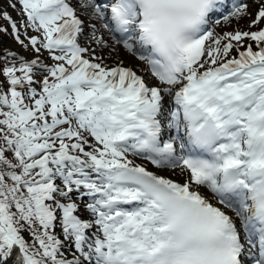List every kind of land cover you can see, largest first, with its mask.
<instances>
[{
	"label": "snow or ice",
	"instance_id": "obj_1",
	"mask_svg": "<svg viewBox=\"0 0 264 264\" xmlns=\"http://www.w3.org/2000/svg\"><path fill=\"white\" fill-rule=\"evenodd\" d=\"M17 4L0 18L33 56L0 59V264H264V0Z\"/></svg>",
	"mask_w": 264,
	"mask_h": 264
},
{
	"label": "rangeland",
	"instance_id": "obj_2",
	"mask_svg": "<svg viewBox=\"0 0 264 264\" xmlns=\"http://www.w3.org/2000/svg\"><path fill=\"white\" fill-rule=\"evenodd\" d=\"M249 2L251 3V0H249ZM3 11H7L12 18H17L19 20L23 19L22 15H21V12H20L19 4H17L15 9L11 8V7H9V0H8V9H7L6 6L2 3V1H0V12H3ZM249 11L252 12V13H254L256 11V8H255L254 4L249 9ZM249 21H250V18L249 17H245V18L241 19L238 24L235 23V22H233L232 24H223L222 23L221 25L216 27V30L218 32L234 31L237 28H239L240 30H255V29H249L248 28ZM262 26H264V25H262ZM0 28H7V31H0V59L3 58V56H4V54L6 52H12V53H16L17 55H24V56H27V57L33 56V53L31 51L26 50L19 42L16 41V39L14 38V36L12 34L10 25L3 18H0ZM33 34H35V33L32 30H29L27 32V35H33ZM81 40L83 41L84 44L88 43L87 39L82 38ZM25 42H26V40H25ZM97 51H98V54H99L100 50L98 49ZM103 54L107 58L106 62L109 63V64H114V63H116L119 60H123L125 64L134 63L132 58L129 57L123 51L119 52V54L112 53V55L110 57L108 56V52L107 51H104ZM43 59L46 62H49V63L51 62L48 59L47 52L44 53ZM137 162H140V161H137ZM152 167L153 166H151V168ZM160 171H162V172L166 171V172H168V175H170L172 177L180 178L182 176L180 174L179 170L173 171L171 169H160L159 172ZM162 172H160V173H162ZM203 190H206V189H203ZM209 195H211V193H209ZM25 237H26V239L28 238L27 237V233H25Z\"/></svg>",
	"mask_w": 264,
	"mask_h": 264
},
{
	"label": "bare ground",
	"instance_id": "obj_3",
	"mask_svg": "<svg viewBox=\"0 0 264 264\" xmlns=\"http://www.w3.org/2000/svg\"><path fill=\"white\" fill-rule=\"evenodd\" d=\"M155 171V170H154ZM167 177L169 178L168 172L165 173ZM174 179V178H171ZM9 264H16V257L15 255L12 257V259L9 261Z\"/></svg>",
	"mask_w": 264,
	"mask_h": 264
}]
</instances>
